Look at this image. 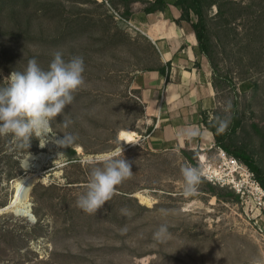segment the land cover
<instances>
[{
	"label": "rangeland",
	"instance_id": "374dc122",
	"mask_svg": "<svg viewBox=\"0 0 264 264\" xmlns=\"http://www.w3.org/2000/svg\"><path fill=\"white\" fill-rule=\"evenodd\" d=\"M216 1L232 30L221 27L216 5L208 8L220 76L208 122L217 128L226 122V145L246 150L264 171V0ZM57 51L65 60L83 57L85 83L52 120L54 135L43 147L35 136L27 149L0 135V213L27 172L23 163L41 152L49 160L28 189L34 220L14 209L0 214V264H264V200L203 177L221 164L216 141L210 149L200 148L199 137L168 147L148 136L154 120L147 123L138 80L150 76L159 56L144 32L104 0H0V87L32 58L47 69ZM123 130L136 140L121 141ZM67 133L75 141L57 144ZM120 146L133 175L96 214L82 211L77 199L91 167ZM185 165L202 178L191 196L183 195ZM161 225L166 239L155 235Z\"/></svg>",
	"mask_w": 264,
	"mask_h": 264
},
{
	"label": "crops",
	"instance_id": "0c3cea01",
	"mask_svg": "<svg viewBox=\"0 0 264 264\" xmlns=\"http://www.w3.org/2000/svg\"><path fill=\"white\" fill-rule=\"evenodd\" d=\"M117 5L122 14L129 11V19L144 32L158 50V64L149 77H140L139 89L146 102L150 139L154 145L171 146L193 144L199 137L200 148L215 142L204 118L216 108L218 88L208 58L198 48L192 26L179 23L181 10L177 0H165L162 8L149 13L147 8L156 0H104ZM162 70L165 71L162 73ZM193 149V148H192Z\"/></svg>",
	"mask_w": 264,
	"mask_h": 264
},
{
	"label": "clouds",
	"instance_id": "9594fccd",
	"mask_svg": "<svg viewBox=\"0 0 264 264\" xmlns=\"http://www.w3.org/2000/svg\"><path fill=\"white\" fill-rule=\"evenodd\" d=\"M84 71L83 57L73 56L65 60L63 53L57 51L47 69L32 58L23 72H12L7 86L0 87V135L11 134L20 148L27 149L30 139L35 136L43 147L49 134L54 135L52 120L64 113L65 108L73 102L74 93L84 85ZM226 126V122H222L218 132H223ZM75 139L72 133H67L56 143L67 147ZM98 159L102 164L91 167L86 190L77 199V206L89 214H96L112 199L117 186L133 175L131 164L124 158L122 146ZM181 172L183 195H194L202 179L200 170L185 165ZM155 235L166 239L167 225H161Z\"/></svg>",
	"mask_w": 264,
	"mask_h": 264
},
{
	"label": "trees",
	"instance_id": "16d2710c",
	"mask_svg": "<svg viewBox=\"0 0 264 264\" xmlns=\"http://www.w3.org/2000/svg\"><path fill=\"white\" fill-rule=\"evenodd\" d=\"M8 3V2H6ZM9 4V3H8ZM165 4V0H156L153 5L147 8L149 13L157 11V9L162 8ZM216 5L219 12V18L222 19L221 27L226 31L230 32L232 29L229 24H231V20L225 17V12L222 11L221 4H218L216 0H177L175 2V6L181 10V18L179 20H175V22L179 23L181 21H187L191 24L192 29L195 33L198 48L202 54H204L210 64L213 66L214 70V85L218 88L220 81L219 75L217 74V66L214 61V51L213 46L211 44L210 33L208 29L207 23V15L206 11L209 7ZM196 15L197 19L193 20L192 15ZM124 18L129 16V11L126 10L124 14H122ZM256 32V31H255ZM257 33V32H256ZM228 44V43H227ZM151 70V69H150ZM165 71L162 70V73ZM209 121V116L204 118V122L208 129L214 134L215 141L219 147L224 149V151L230 155L244 163L249 170L255 175L256 180L264 190V171L257 165L252 156L246 152L243 148H232L229 145H226V134L222 132H218V128L215 124H211Z\"/></svg>",
	"mask_w": 264,
	"mask_h": 264
},
{
	"label": "built area",
	"instance_id": "2783aa9c",
	"mask_svg": "<svg viewBox=\"0 0 264 264\" xmlns=\"http://www.w3.org/2000/svg\"><path fill=\"white\" fill-rule=\"evenodd\" d=\"M221 153L218 158L221 164L218 168L213 170H203V177L210 183L217 184L223 187H232L239 194H251L255 199L259 200L258 203L262 204L264 200V190L255 178V175L249 168L233 156L228 155L224 149L219 147ZM201 159V158H200ZM239 175V177H237Z\"/></svg>",
	"mask_w": 264,
	"mask_h": 264
},
{
	"label": "bare ground",
	"instance_id": "6f19581e",
	"mask_svg": "<svg viewBox=\"0 0 264 264\" xmlns=\"http://www.w3.org/2000/svg\"><path fill=\"white\" fill-rule=\"evenodd\" d=\"M119 137L121 141H124L126 143H131L134 142L136 140L137 134L135 132L132 131H127V130H123L119 133ZM28 164L30 162H34L35 165L34 166H27L28 164L26 163V173L22 176H18L16 178V180L13 183V197H12V203L14 198L18 197L20 192L24 195H28V189L33 186L35 184V182H37L39 180L40 174H38V171L40 169V165L42 163L46 164V161L48 160V157L46 156L45 153H39L36 155H31L28 158ZM205 163V158L202 156L201 161ZM17 204V205H16ZM14 209V212L17 215L20 216H24L27 218H31L33 219L34 216L31 215L30 213V209L28 204L26 203V198L22 201H16L15 206L12 207Z\"/></svg>",
	"mask_w": 264,
	"mask_h": 264
},
{
	"label": "water",
	"instance_id": "95a60500",
	"mask_svg": "<svg viewBox=\"0 0 264 264\" xmlns=\"http://www.w3.org/2000/svg\"><path fill=\"white\" fill-rule=\"evenodd\" d=\"M28 164V161H25L24 163H23V168L24 169H26V166H25V164ZM27 166H30V164H28ZM25 198H27V196L26 195H24V194H22L21 192H20V194H19V196L16 198H14V200H13V203H10L9 202V204L8 205H6L2 210H3V212H7V211H9V210H13V206H15V203H16V201L18 200H20V201H22L23 202V200L25 199ZM17 205V204H16ZM3 212H1L0 214H3ZM31 215L32 216H34L32 213H31ZM35 218V217H34ZM29 219H31L30 217H29ZM34 220V219H33Z\"/></svg>",
	"mask_w": 264,
	"mask_h": 264
}]
</instances>
